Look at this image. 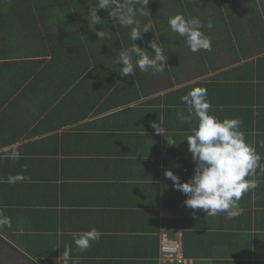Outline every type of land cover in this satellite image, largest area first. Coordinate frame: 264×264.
<instances>
[{
  "label": "crops",
  "instance_id": "crops-1",
  "mask_svg": "<svg viewBox=\"0 0 264 264\" xmlns=\"http://www.w3.org/2000/svg\"><path fill=\"white\" fill-rule=\"evenodd\" d=\"M93 2L0 0V211L13 224L0 228V264H63L65 247L78 264H264V172L232 219L194 212L164 174L194 175L186 139L198 121L177 112L198 86L218 118L242 121L264 165V41L248 49L221 33L190 54L164 26L137 41L149 55L152 39L167 48L165 71L122 76L116 58L137 42L110 9L98 11L100 40ZM153 14L141 21L167 23ZM92 228L102 236L81 252L72 234ZM164 239L184 243L182 261L162 256Z\"/></svg>",
  "mask_w": 264,
  "mask_h": 264
},
{
  "label": "clouds",
  "instance_id": "clouds-1",
  "mask_svg": "<svg viewBox=\"0 0 264 264\" xmlns=\"http://www.w3.org/2000/svg\"><path fill=\"white\" fill-rule=\"evenodd\" d=\"M95 6L88 12L89 27L100 40L108 38L104 29H97L96 25L103 24L104 19L98 15L101 9H110L109 16L120 26L130 28V39L137 41L144 33L152 31L151 22L142 23L141 17H150L151 12L146 7L150 0H94ZM168 24L171 31L185 38V42L192 52L201 50L211 52V38L202 30L205 25L198 17H186L176 14L169 18ZM211 29L213 24L209 21L206 25ZM148 47L153 49L152 55L145 48L133 43L122 50L116 58V63L121 65L119 74L129 76L137 72L152 70L153 74L162 73L167 67L165 49L157 39L148 41ZM186 105V112H177L181 123L192 124L198 121L192 134L187 137L188 151L196 164L194 175L187 181L181 182L180 177L171 169L165 171V177L171 179L176 190L186 195L185 206L195 210H203L208 216L226 214L232 219L241 214L239 202L247 192L255 190L259 182L254 179L256 170L264 172V165L260 163L262 157L256 152L255 147L246 140L241 131L242 121L238 118L220 119L211 112V101L208 98L206 87H194L181 98ZM156 133L166 130L159 123L153 122ZM168 140L170 145H176ZM13 159H19L20 154L14 152ZM23 176L9 177V183L23 180ZM13 227L12 219L0 211V228ZM73 241L81 251L89 249L93 242L98 241L102 233L92 228L88 231L73 233ZM59 259L63 264H78L71 255V248L65 247Z\"/></svg>",
  "mask_w": 264,
  "mask_h": 264
},
{
  "label": "trees",
  "instance_id": "trees-1",
  "mask_svg": "<svg viewBox=\"0 0 264 264\" xmlns=\"http://www.w3.org/2000/svg\"><path fill=\"white\" fill-rule=\"evenodd\" d=\"M228 1L232 0H150L146 7L152 14L157 13L153 14L155 18H158L159 13H162V16L163 13H166V24L156 21L158 26L161 24V29L164 26L169 27L168 20L170 17L182 13L186 17L200 18L205 25L202 30L211 38V41H214L215 36L221 35V33L228 34L229 40H226L230 41L229 43L233 44L234 41H237L248 49L253 48L252 42L256 38L264 41V2L237 0L238 2L233 3L235 7L225 9L224 6L227 5ZM160 3L162 4L159 5ZM203 3L205 4L203 5ZM145 21L141 22L147 23ZM209 21L213 24L211 29L206 27ZM150 32L152 33L153 29ZM213 32L216 33L215 36ZM245 32L249 33L250 36H247ZM144 40L142 39L140 42ZM136 42L138 44V41Z\"/></svg>",
  "mask_w": 264,
  "mask_h": 264
},
{
  "label": "built area",
  "instance_id": "built-area-1",
  "mask_svg": "<svg viewBox=\"0 0 264 264\" xmlns=\"http://www.w3.org/2000/svg\"><path fill=\"white\" fill-rule=\"evenodd\" d=\"M183 250L184 243L177 239H164L161 242L162 256L170 261H182L184 259Z\"/></svg>",
  "mask_w": 264,
  "mask_h": 264
},
{
  "label": "rangeland",
  "instance_id": "rangeland-1",
  "mask_svg": "<svg viewBox=\"0 0 264 264\" xmlns=\"http://www.w3.org/2000/svg\"><path fill=\"white\" fill-rule=\"evenodd\" d=\"M259 1H262V0H259ZM236 2H238V1H237V0H234V1L232 0V1H230V2L228 1L227 5L225 4L224 8L226 9L227 7H232V8L235 7L234 4H235ZM233 3H234V4H233ZM204 4H205V3H203V5H204ZM233 5H234V6H233ZM152 18H153V17H151V19H152ZM140 19H141V18H140ZM158 22H159V20H158ZM153 25H154L153 32L160 31V29H161V24L158 26V24H157V22H156V23H154ZM166 29H168L167 32H168L169 37L172 36L174 32L171 31L170 26H169L168 28H166ZM245 33H246L247 36H250L249 33H247V32H245ZM215 34H216V33L213 32V35H214V36H215ZM226 36H228V34H226ZM170 38H172V37H170ZM169 40H170V39H169ZM181 42H182V41H181ZM182 47H183L184 49H186L187 51H190V52H189L190 54L193 53V52L190 50V48L188 47V45L186 44L185 39H184V42H182V46H181V47L179 46L180 50H182ZM218 47H219V46H218Z\"/></svg>",
  "mask_w": 264,
  "mask_h": 264
}]
</instances>
